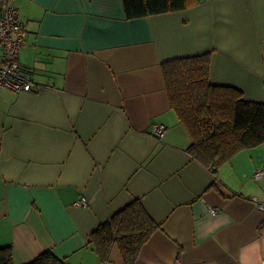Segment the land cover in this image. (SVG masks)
<instances>
[{"label":"crops","instance_id":"crops-1","mask_svg":"<svg viewBox=\"0 0 264 264\" xmlns=\"http://www.w3.org/2000/svg\"><path fill=\"white\" fill-rule=\"evenodd\" d=\"M13 4L32 81L0 89V247L14 263L49 249L67 264H117L89 235L137 201L159 225L134 264H264V143L215 170L193 158L160 67L207 53L211 84L264 102V0L131 19L122 0Z\"/></svg>","mask_w":264,"mask_h":264},{"label":"trees","instance_id":"trees-1","mask_svg":"<svg viewBox=\"0 0 264 264\" xmlns=\"http://www.w3.org/2000/svg\"><path fill=\"white\" fill-rule=\"evenodd\" d=\"M129 19L177 11L198 0H122ZM170 106L191 137L187 151L215 170L237 151L264 143V102L248 101L231 86L208 80L207 53L181 56L161 63ZM159 224L137 201L123 207L89 235L103 260L134 264L142 244ZM0 264H15L10 246L0 247ZM24 264H67L44 250Z\"/></svg>","mask_w":264,"mask_h":264},{"label":"built area","instance_id":"built-area-1","mask_svg":"<svg viewBox=\"0 0 264 264\" xmlns=\"http://www.w3.org/2000/svg\"><path fill=\"white\" fill-rule=\"evenodd\" d=\"M26 29L18 20L17 9L13 0H0V89L10 88L15 91L31 90L32 81L27 78L19 63V53L24 43ZM163 124L153 125V132L162 135L165 131ZM261 171L255 173L260 177ZM257 202L256 197L252 198ZM79 205H86L84 197L77 201ZM260 210L264 211V203L257 202ZM210 212H217V208L210 206Z\"/></svg>","mask_w":264,"mask_h":264}]
</instances>
